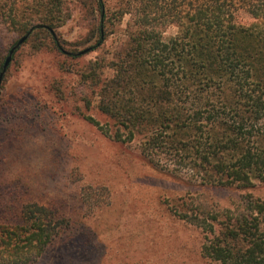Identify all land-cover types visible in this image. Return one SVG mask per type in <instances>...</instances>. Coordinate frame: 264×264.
Segmentation results:
<instances>
[{"label":"trees","instance_id":"trees-1","mask_svg":"<svg viewBox=\"0 0 264 264\" xmlns=\"http://www.w3.org/2000/svg\"><path fill=\"white\" fill-rule=\"evenodd\" d=\"M85 1L97 42L67 54L70 59L105 44L109 14L118 23L130 17L121 52L80 70L105 118L102 125L90 116L85 121L116 143L135 144L153 168L200 186L249 192L264 185V0H120L113 8L104 0ZM34 8L38 24L52 30L69 20L62 0ZM241 10L249 22L237 21ZM2 17L17 27L11 14ZM169 27L176 34L164 38ZM31 28L25 43L43 35L61 52L48 30ZM29 30L27 24L16 29L23 36ZM53 88L65 99L62 84ZM83 101L91 105L87 97ZM0 206L11 214L0 222V264L34 262L69 225L57 207L21 209L15 196ZM182 219L204 235L205 264H264V200L247 194L222 214L200 211Z\"/></svg>","mask_w":264,"mask_h":264},{"label":"rangeland","instance_id":"rangeland-1","mask_svg":"<svg viewBox=\"0 0 264 264\" xmlns=\"http://www.w3.org/2000/svg\"><path fill=\"white\" fill-rule=\"evenodd\" d=\"M104 1L111 8L120 2ZM40 2L0 0V58L23 36L16 29L39 25L34 7ZM62 8L69 20L53 30L61 52L43 35L29 39L12 57L0 86V203L15 196L21 209L57 207L69 220L65 233L30 264H205L204 235L182 216L222 214L247 194L264 200V185L249 192L200 186L153 168L135 144L116 143L88 124L86 116L101 125L105 118L80 70L97 57L110 62L121 52L130 17L118 23L109 14L105 44L70 59L66 55L74 50L94 47L97 37L91 3L62 0ZM236 17L250 20L244 10ZM175 34L169 27L163 36ZM56 84L65 88V99L56 95ZM84 97L91 100L88 108ZM10 218L0 206V222Z\"/></svg>","mask_w":264,"mask_h":264},{"label":"water","instance_id":"water-1","mask_svg":"<svg viewBox=\"0 0 264 264\" xmlns=\"http://www.w3.org/2000/svg\"><path fill=\"white\" fill-rule=\"evenodd\" d=\"M40 28H44L46 30H48L51 34V36L56 40V37H55V34L53 32L52 29L46 27V26H41V25H37L35 26V29H40ZM32 29L29 30V32L27 34H25L24 36H22L11 48L10 50L8 51V55L3 63V66H2V70L0 71V86H1V83H2V80H3V76L8 68V66L10 65L11 61H12V57L14 55V53L16 52V50L18 48H20L24 43L25 41L28 39L29 37V34L31 33Z\"/></svg>","mask_w":264,"mask_h":264}]
</instances>
